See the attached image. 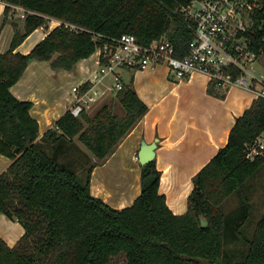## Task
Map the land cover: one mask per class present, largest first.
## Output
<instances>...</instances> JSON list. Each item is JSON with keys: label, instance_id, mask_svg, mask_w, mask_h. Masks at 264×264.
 <instances>
[{"label": "trees", "instance_id": "obj_1", "mask_svg": "<svg viewBox=\"0 0 264 264\" xmlns=\"http://www.w3.org/2000/svg\"><path fill=\"white\" fill-rule=\"evenodd\" d=\"M3 1L4 24L14 5L27 11L22 28L13 19L16 31L10 49L0 51V152L12 158L0 173V212L19 220L26 231L14 246L0 236V264H108L121 253L127 264H264V214L251 236L244 232L253 212L250 180L264 165V153L248 159L246 146L264 132V95L236 117L227 144L194 176L187 212L176 214L160 192L162 171L156 158L142 166L141 193L131 205L115 207L91 191L99 160L112 153L149 110L133 79L117 93L124 116L109 104L94 115L84 110L76 116L69 108L44 135L52 141L51 148L38 142L40 124L31 113L33 101L21 100L11 90L31 60L72 69L124 33L135 34L143 44L167 35L176 55L184 57L195 32L183 8L193 0ZM261 3L247 33L258 54L264 52V0ZM51 18L61 23L30 52L15 51ZM91 85L86 81L82 91ZM208 91L226 95L214 81ZM77 136L98 158L84 176L70 166L74 163L58 157L64 139L73 142ZM232 195L239 196L240 206L226 212L222 206ZM201 214L209 221L206 227ZM230 238L241 239L247 249L241 254L229 249Z\"/></svg>", "mask_w": 264, "mask_h": 264}, {"label": "crops", "instance_id": "obj_2", "mask_svg": "<svg viewBox=\"0 0 264 264\" xmlns=\"http://www.w3.org/2000/svg\"><path fill=\"white\" fill-rule=\"evenodd\" d=\"M5 6V2L0 0V26L3 25L1 52L11 47L16 31L13 19L17 18L18 27H23V19L18 18L20 15L16 10L4 24ZM58 21L51 18L47 26L37 27L15 51L30 52L58 25ZM99 58L100 53L96 51L79 60L72 69L54 68L50 60L33 59L23 76L12 85L11 90L19 99L33 101L31 113L40 124L38 142L51 148L52 141L44 135L84 93L87 99L94 97L86 109L90 115L109 103L105 101L107 97L116 96L111 89L114 78L111 72L101 73ZM120 74L124 83L133 79L137 93L148 104L149 110L122 138L116 149L99 160L93 171L91 191L115 207L131 205L141 193L143 165L138 153L142 140H157L155 158L162 171L160 192L166 195L170 208L176 214H183L189 208L188 197L194 188V176L227 144L236 117L252 105L258 96L256 91L264 89V74L259 76L256 73L263 81L256 83L254 90L232 86L223 98L208 91L210 77L201 72L179 79L170 74L167 65H158L145 69L121 68ZM88 80L92 85L87 92L81 88L80 91L73 90L74 86H81ZM64 140V149L58 154L60 160L78 164L70 157L71 150L86 154L93 161L98 160L79 136L73 142ZM11 162V157L0 152V173ZM99 169L102 170L96 178ZM25 231L19 220L0 212V236L7 244L14 246Z\"/></svg>", "mask_w": 264, "mask_h": 264}, {"label": "built area", "instance_id": "obj_3", "mask_svg": "<svg viewBox=\"0 0 264 264\" xmlns=\"http://www.w3.org/2000/svg\"><path fill=\"white\" fill-rule=\"evenodd\" d=\"M261 6V0H193L183 8L189 26L195 32L184 57L176 55L175 46L167 35L143 44L135 34L124 33L97 49L101 73L114 74L111 89L116 95L124 85L119 68L145 69L158 65H167L170 74L179 79L190 77L194 72L207 74L219 90L228 91L232 86L254 90L256 83L263 81L255 70L260 54L251 46L247 33L255 22L254 12ZM14 7L23 10L21 16L26 15L24 7ZM72 27L77 28L73 24ZM80 88L76 85L73 90L80 91ZM256 93L264 95V89ZM84 94L71 106L76 116L86 111L90 101L94 100L92 96L85 98ZM263 153L264 132L247 144L246 157L253 160Z\"/></svg>", "mask_w": 264, "mask_h": 264}, {"label": "rangeland", "instance_id": "obj_4", "mask_svg": "<svg viewBox=\"0 0 264 264\" xmlns=\"http://www.w3.org/2000/svg\"><path fill=\"white\" fill-rule=\"evenodd\" d=\"M15 10H16L15 12L20 15V17H18V18H24L23 16H21V13L23 12V10L21 8H15ZM60 23H61V21L59 20L58 24H60ZM263 64H264V52L258 56V58L256 59V63H255V70L259 76H260V73L264 74V70L262 69ZM120 69L121 68H119V70ZM128 74H130V72ZM111 77L114 78L113 73H111ZM126 77H128V76L125 75V78ZM127 79H129V78H127ZM222 90L224 91V89H222ZM113 97L114 98L107 97V99H105V101L109 102L108 104L111 105L112 110L115 114H117L121 117L124 116L126 113V110H125L124 106L122 105L119 96L116 95ZM92 113H93V111H92ZM70 153L74 155V156H71V154H69L70 157L73 160H75L76 163H78L76 165L70 164V166L74 167L78 171L80 176H84L86 169L94 161L89 159L86 154H81L79 152L76 153V151H73V150H71ZM100 170H102V169H99L97 171V174L95 175L96 178H98ZM250 184L251 185H250V189H249V194H250L251 201L253 203V212H252L250 219L244 225V232L247 235L251 236L253 231L255 230V227H256L258 221L260 220V218L264 214V165L255 174V176L250 180ZM239 206H240L239 196L238 195H232L231 197H228L225 200V203L222 206V208L226 212H233ZM227 242H228L227 247L231 250L238 252V254L243 253L247 249V245L241 239L230 238ZM108 264H127V256L125 253H121V254H118L116 256H113Z\"/></svg>", "mask_w": 264, "mask_h": 264}, {"label": "water", "instance_id": "obj_5", "mask_svg": "<svg viewBox=\"0 0 264 264\" xmlns=\"http://www.w3.org/2000/svg\"><path fill=\"white\" fill-rule=\"evenodd\" d=\"M157 146H158L157 140H154L152 142H147L146 140H142L141 148L138 153V157L142 165L147 164L156 157ZM200 218H201L200 219L201 225L203 227L208 226L209 221L203 214L200 215Z\"/></svg>", "mask_w": 264, "mask_h": 264}]
</instances>
